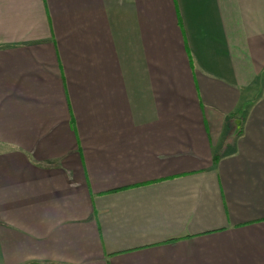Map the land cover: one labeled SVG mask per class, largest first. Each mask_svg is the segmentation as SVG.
I'll list each match as a JSON object with an SVG mask.
<instances>
[{
  "label": "crops",
  "instance_id": "1",
  "mask_svg": "<svg viewBox=\"0 0 264 264\" xmlns=\"http://www.w3.org/2000/svg\"><path fill=\"white\" fill-rule=\"evenodd\" d=\"M0 264H264V0H0Z\"/></svg>",
  "mask_w": 264,
  "mask_h": 264
}]
</instances>
